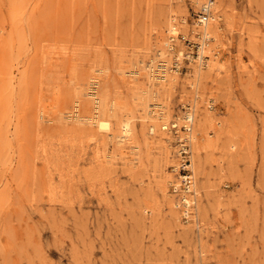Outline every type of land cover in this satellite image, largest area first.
Here are the masks:
<instances>
[{"label": "rangeland", "instance_id": "1", "mask_svg": "<svg viewBox=\"0 0 264 264\" xmlns=\"http://www.w3.org/2000/svg\"><path fill=\"white\" fill-rule=\"evenodd\" d=\"M203 1L0 0V264H264V0L213 3L217 66L182 59L160 94L130 85L148 43L154 64L197 40ZM98 66L108 128L67 116L74 99L92 113ZM181 116L190 192L161 127Z\"/></svg>", "mask_w": 264, "mask_h": 264}, {"label": "bare ground", "instance_id": "2", "mask_svg": "<svg viewBox=\"0 0 264 264\" xmlns=\"http://www.w3.org/2000/svg\"><path fill=\"white\" fill-rule=\"evenodd\" d=\"M216 1L217 0H211V1L210 0H204L202 2L200 7H203L206 3L210 2L209 14H211L212 19L209 20V21L207 20L208 22L205 21V22L197 25V26H200V27H197V26L194 27L193 26V30L196 31L195 33H198V35L200 36V40H201V46H200V51H199V56H198L201 59L198 62H199V64H202V65L203 64L210 65V67L217 66L216 65L217 61L214 59L215 52H213L212 48L210 47L209 50L206 49L208 51L207 56H206V54L203 52V49L206 46V44L208 43L207 40H208L209 37L211 38V36H213V38H217V36H218L219 26H218V24H217V22L215 20L216 17L214 15L213 10H212V5ZM182 19H184V18H182ZM169 45H171V44H169ZM169 45H167V46H169ZM169 47H171V46H169ZM206 48H207V46H206ZM151 49H152V43H148L147 46H146V53L145 54H147L149 51H151ZM166 50H167V48L166 49L165 48L161 49V47H157L156 50H155L154 57L155 56L158 57V56L166 55V52H167ZM145 54H143L142 56L139 55V58H138L139 64H138V66L135 67V68H131L128 71V73L137 74L138 76H140L139 74H141L140 73L141 70H139V69H147V68H149V71L147 72V77L148 78L145 80V82L142 81L143 83L142 82H137L135 85L134 84H130V85L134 86L136 88H140V87H142V86H144L146 84V87H143V89L145 90V88L148 87L149 88L148 90H150L154 94L159 93L162 90L161 87H164V89L166 91H168L169 88L171 87L172 83H174V81L176 79V74L169 75L168 81L165 79L166 81H161L160 82L161 83L160 86H157L156 88H154L153 85H151V83L154 82V83L157 84L158 82H156L154 80L157 79V78H158L157 80H160V78L161 79L162 78H166V75L168 74V72L166 73V71H164L165 72L164 74L157 75L155 73V63L153 64V57L148 59V60H146L145 58H143L145 56ZM202 56L203 57L206 56V58L203 59ZM161 60L162 61H166V63H167L166 59L161 58ZM96 70H97L96 73L93 74L90 77L89 90L86 91V94H88V96H89L88 98H86V100L89 101V102L90 101L93 102L92 113L88 114V115L80 113L79 112L80 101L78 99H74L73 100V104H72V108L73 109H72V111L69 114H67V116H68V118H74L76 120L86 118V119H89L91 122H97L99 128H108L110 126V120H109V118H107V117H105L103 115L100 116V113H99V110H100V108H99L100 97H99V95L97 93V83H98V79H99V73H102L104 71V68H103V66H98V67H96ZM143 74H145V72ZM127 80H128V82H130V79H127ZM106 87H108V84H106ZM146 91H147V89H146ZM68 98L71 99L72 98V94ZM153 104H154V102H153ZM155 104L159 105L158 102H156ZM157 105H154V106H157ZM153 110L159 111L160 108H159V106H157V109H153ZM191 110H187L186 111V117L188 119H190V120L194 116V113ZM148 112H152V110L149 109ZM190 120H185L184 125H185L186 122L189 123ZM165 125H166L165 122L161 123V127H165ZM123 128H124V129H122L123 131L114 133V136L120 142L124 141L128 137L127 132L131 129V126H130L129 122H126L124 124ZM152 129H153V126H152ZM189 136H190V138L193 137L192 131H189Z\"/></svg>", "mask_w": 264, "mask_h": 264}, {"label": "built area", "instance_id": "3", "mask_svg": "<svg viewBox=\"0 0 264 264\" xmlns=\"http://www.w3.org/2000/svg\"><path fill=\"white\" fill-rule=\"evenodd\" d=\"M211 1V0H210ZM209 5L210 2L206 3L203 7H200L197 16L195 17V20L193 21V25L197 26L209 19ZM179 35V34H178ZM194 37L197 38V40L190 38L189 36H186L185 34H180V38L183 39L186 48L185 50H182L181 57L176 53L177 50H174L173 55L171 56L170 61L166 63V61H162L161 59H158L155 63V73L157 75H162L166 71L171 70H177L181 67L180 61L182 59H185L186 61L192 60V59H198L200 46H201V40L198 33L194 32ZM172 39H174L172 37ZM171 39V40H172ZM173 41V40H172ZM206 56L204 57V59ZM186 110L184 111V113ZM183 113V114H184ZM182 120L186 118L185 116H181ZM169 129L175 136H177V144H178V154H179V162L177 167L174 169L176 170L178 182H174L173 189L175 191H191L190 189H187L188 185H192L193 182V172L189 166L190 158H189V143L186 141L185 136L181 135L180 130H186V127L184 123H179L175 121V119H170L168 121V124L165 125V129Z\"/></svg>", "mask_w": 264, "mask_h": 264}]
</instances>
